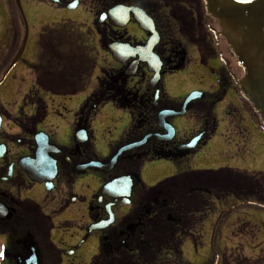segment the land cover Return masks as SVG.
I'll return each instance as SVG.
<instances>
[{
    "label": "flooded vegetation",
    "instance_id": "af4514ba",
    "mask_svg": "<svg viewBox=\"0 0 264 264\" xmlns=\"http://www.w3.org/2000/svg\"><path fill=\"white\" fill-rule=\"evenodd\" d=\"M37 1L66 11L82 6L90 20H80L89 22L83 36L76 21L42 24L34 50L27 45L26 57L24 48L4 78L17 49L0 48V264L187 262L186 254L180 260L182 247L190 242L195 254L199 251L194 238H203L209 219L205 181L190 174L203 170H183L150 182L145 168L161 161L178 164L195 155L218 127L215 101L227 89L238 92L232 79L238 67L224 40L206 29L202 0ZM113 8L117 15L109 19ZM141 10L152 19L158 37L151 47L160 62L153 84L154 72L143 58L151 33L135 17ZM193 38L196 60L216 76L218 92L215 101L205 97L182 106L185 95L169 94L164 76L195 58L187 46ZM117 48L122 62L112 56ZM96 54L103 61L101 75L70 110L69 139L62 141L51 122L54 107L64 104L53 96L84 92L87 75L96 70ZM105 103L127 110L130 122L101 152L94 128L98 108ZM186 115L194 123L182 128ZM228 116L237 134L248 140L242 116ZM251 118L261 126L255 114ZM38 146L45 150L40 160ZM119 179L115 192L101 191ZM127 190L129 202L124 203ZM88 246L84 261L80 251Z\"/></svg>",
    "mask_w": 264,
    "mask_h": 264
},
{
    "label": "rangeland",
    "instance_id": "374dc122",
    "mask_svg": "<svg viewBox=\"0 0 264 264\" xmlns=\"http://www.w3.org/2000/svg\"><path fill=\"white\" fill-rule=\"evenodd\" d=\"M186 1L188 2L189 0ZM12 3L13 0H0V48H6L9 45L10 49H17L19 45L20 27ZM21 3L26 16V22L28 23V38L24 57L27 55V45L31 47L32 51L34 50V40L42 24H50L62 19L69 22L76 21L79 33L87 30V26L89 25V22L84 24L80 21L90 20V13L82 6L66 11L42 1L21 0ZM204 23L213 24L207 18L206 20L204 19ZM11 24L12 34L15 36L12 37V42L10 43ZM195 32V29L190 30L191 35ZM15 37L16 44L13 41ZM88 39L89 37L85 38L87 43L89 42ZM90 41L91 44H96V40L91 39ZM187 41L189 42V40ZM193 42L194 38L191 44H187V46H189L191 56L195 58L183 70H177L172 74L165 75V88L173 97L183 92H187L186 94H188L190 91L199 90L204 93L206 99L215 101L214 97L218 92L216 85L217 78L211 73L207 64H200L196 60L195 49L192 46ZM32 51L31 56L33 57ZM102 66L94 70L92 77L87 75L86 81L88 83L84 92L64 97L53 96L54 101L64 104L60 105L59 108L57 105L54 107L52 113L54 116L51 122L54 126H57V133L60 134L62 141L69 139L70 110L73 109L77 102L79 103L84 95L89 94L94 89L96 84L95 79L100 73ZM238 70L239 72H236V74L240 76V69L238 68ZM242 103L246 106L248 112H246L243 104H241L231 89H227L225 96L221 100L215 101L213 112L216 116L218 127L210 135L202 148L195 155L190 156L189 159L180 161L178 164L173 162L166 164L164 161L148 164L145 168L146 175L148 174L146 180L159 182L160 180L169 178V176L177 175L179 171L183 170H209V168L218 169L225 166L248 172L264 171V130L254 124L251 118L253 114L248 104ZM227 107L232 108L234 112L242 116V125L248 140H242V135L237 134L235 131L236 125L229 124V120H227L229 116L226 112ZM98 109L99 112L95 119L94 139L98 143L99 151L105 152L106 148L104 147L106 145L105 138L107 133L110 136L121 133L130 120L127 110L114 107L111 103H105L104 106ZM182 122L183 125H180V127L184 128V126L194 123V119L186 115ZM221 198L219 202L215 200L214 208L208 214V223L206 222L203 226V238H194L195 245L198 246L197 249L199 251L195 254L191 248L192 244L186 242L182 247L184 250L180 260H185V254L188 260L181 264H215L214 251L218 254L219 260L217 264H264V207L248 203L237 205L239 204V200L234 196ZM213 199L215 198L210 197V201ZM211 206L213 207V202L208 205L209 208ZM227 208H232V210L222 212ZM78 215L77 212L74 213V216L77 217ZM236 221H238L236 224L238 228L234 233L233 229ZM74 231L72 229V232ZM60 234L63 235L64 233ZM90 249V246L81 249L80 254H84V261L89 257L88 253ZM200 253L203 256H207L201 257Z\"/></svg>",
    "mask_w": 264,
    "mask_h": 264
},
{
    "label": "water",
    "instance_id": "95a60500",
    "mask_svg": "<svg viewBox=\"0 0 264 264\" xmlns=\"http://www.w3.org/2000/svg\"><path fill=\"white\" fill-rule=\"evenodd\" d=\"M14 2L20 24L23 26V37L16 53L6 66L3 77L19 60L28 36L21 1L14 0ZM203 4L205 14L216 20L219 26L218 34L225 38L230 53L242 70L240 78L233 77L235 84L239 87V93L250 104L253 112L264 125V0H203ZM117 11L114 8L111 9L109 19L114 18L111 16L117 15ZM141 12L143 14L135 15L137 21L144 29L152 33L151 41L143 47L146 49L143 58L149 64L150 69L156 70L155 78L152 80L154 82L160 63L156 58L150 57V52L152 44L157 41L158 37L152 19L147 17L142 10ZM119 51L117 50V56L113 54V57L122 62V55ZM202 97L201 92H192L186 96L184 104ZM42 154H45V150L38 147L36 155L38 160L42 158ZM126 195H129V191ZM123 202L126 201L123 200Z\"/></svg>",
    "mask_w": 264,
    "mask_h": 264
},
{
    "label": "trees",
    "instance_id": "16d2710c",
    "mask_svg": "<svg viewBox=\"0 0 264 264\" xmlns=\"http://www.w3.org/2000/svg\"><path fill=\"white\" fill-rule=\"evenodd\" d=\"M100 90H96L99 92ZM190 174L205 181L206 193L221 196H235L237 199L255 200L264 204V172H247L235 168H220L218 170H203Z\"/></svg>",
    "mask_w": 264,
    "mask_h": 264
}]
</instances>
